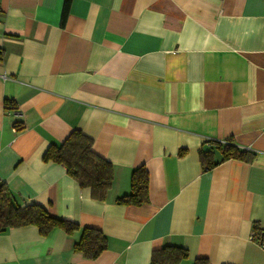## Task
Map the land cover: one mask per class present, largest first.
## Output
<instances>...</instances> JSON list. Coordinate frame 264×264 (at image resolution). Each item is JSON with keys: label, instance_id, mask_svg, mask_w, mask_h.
Segmentation results:
<instances>
[{"label": "crops", "instance_id": "0c3cea01", "mask_svg": "<svg viewBox=\"0 0 264 264\" xmlns=\"http://www.w3.org/2000/svg\"><path fill=\"white\" fill-rule=\"evenodd\" d=\"M63 2L0 0V182L106 248L27 225L0 232V264H150L166 246L178 264H264V0H71L62 24ZM75 129L112 166L103 201L42 160ZM212 140L254 159L206 170ZM140 166L149 201L117 204Z\"/></svg>", "mask_w": 264, "mask_h": 264}, {"label": "trees", "instance_id": "16d2710c", "mask_svg": "<svg viewBox=\"0 0 264 264\" xmlns=\"http://www.w3.org/2000/svg\"><path fill=\"white\" fill-rule=\"evenodd\" d=\"M71 0H64L61 23L63 24L69 12ZM3 51L0 50V60ZM6 109H13L15 105L9 100H4ZM19 127L15 126V129ZM212 145L210 149L199 151L200 160L204 169H209L219 162L228 159H239L251 162L254 153L239 149L231 141H207ZM213 148L220 151L221 158L218 162L213 160ZM183 152L181 151L180 154ZM43 162L62 164L66 173L77 182L80 188L90 190L94 200L103 201L112 184V166L92 150V140L79 130H72L59 144L50 145L42 156ZM149 201L148 198V173L144 166L135 168L131 173L130 192L116 199L117 204L142 205ZM27 225L37 227L40 235L45 236L53 229H61L67 234L79 231L78 240L73 246L74 251L81 252L85 258L93 259L106 248V237L93 228H80L78 224L51 216L48 211L38 204L20 206L13 198L11 192L0 182V232L8 228ZM255 237L264 244V231L254 228ZM187 256L182 247L166 246L151 253L150 264H178ZM193 264H207L206 259H197Z\"/></svg>", "mask_w": 264, "mask_h": 264}, {"label": "built area", "instance_id": "2783aa9c", "mask_svg": "<svg viewBox=\"0 0 264 264\" xmlns=\"http://www.w3.org/2000/svg\"><path fill=\"white\" fill-rule=\"evenodd\" d=\"M222 143H224V141H221Z\"/></svg>", "mask_w": 264, "mask_h": 264}]
</instances>
